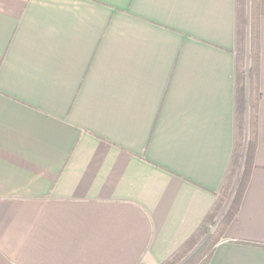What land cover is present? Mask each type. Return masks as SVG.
Here are the masks:
<instances>
[{"label":"crops","instance_id":"0c3cea01","mask_svg":"<svg viewBox=\"0 0 264 264\" xmlns=\"http://www.w3.org/2000/svg\"><path fill=\"white\" fill-rule=\"evenodd\" d=\"M255 167L209 264H264ZM236 0H0V264H160L235 144Z\"/></svg>","mask_w":264,"mask_h":264},{"label":"trees","instance_id":"16d2710c","mask_svg":"<svg viewBox=\"0 0 264 264\" xmlns=\"http://www.w3.org/2000/svg\"><path fill=\"white\" fill-rule=\"evenodd\" d=\"M260 10L261 0H236L235 144L222 184L202 223L160 264H209L217 244L240 211L257 150L261 95Z\"/></svg>","mask_w":264,"mask_h":264},{"label":"rangeland","instance_id":"374dc122","mask_svg":"<svg viewBox=\"0 0 264 264\" xmlns=\"http://www.w3.org/2000/svg\"><path fill=\"white\" fill-rule=\"evenodd\" d=\"M217 223H218V221H217ZM214 228H215V227H213V229L211 230V232L214 230ZM226 233H227V232H226ZM225 236H226V235H225ZM224 238H225V237H223L222 239H224ZM201 244H202V243H201ZM201 244H200V245H201ZM200 245H199V246H200ZM199 246H198V247H199Z\"/></svg>","mask_w":264,"mask_h":264}]
</instances>
